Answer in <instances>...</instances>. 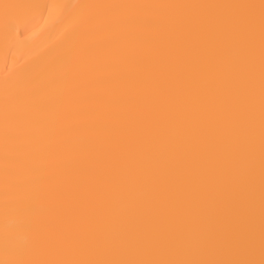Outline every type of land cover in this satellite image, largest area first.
Masks as SVG:
<instances>
[{
	"label": "bare ground",
	"instance_id": "obj_1",
	"mask_svg": "<svg viewBox=\"0 0 264 264\" xmlns=\"http://www.w3.org/2000/svg\"><path fill=\"white\" fill-rule=\"evenodd\" d=\"M0 264H264V0H0Z\"/></svg>",
	"mask_w": 264,
	"mask_h": 264
}]
</instances>
